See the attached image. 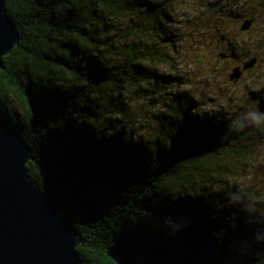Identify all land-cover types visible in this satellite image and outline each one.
<instances>
[{"label": "trees", "instance_id": "obj_1", "mask_svg": "<svg viewBox=\"0 0 264 264\" xmlns=\"http://www.w3.org/2000/svg\"><path fill=\"white\" fill-rule=\"evenodd\" d=\"M260 2L246 14L249 30L264 18ZM4 5L19 41L2 59L0 117L31 148L28 175L53 189L78 233L82 264H114L106 256L114 246L141 264H264V208L257 212L241 199L224 205L232 194L222 186L254 165L264 125L241 117L237 129V121L200 112L177 93L150 137L120 127L133 109L129 90L143 91L147 65L161 54L136 41L117 43L113 26L148 8L146 0ZM213 8L215 44L226 49L218 56L235 58L242 43L237 25L229 33L227 24L238 22L237 10ZM169 16L158 9L146 31L165 34ZM253 40L264 45L261 36ZM256 98L264 113V98Z\"/></svg>", "mask_w": 264, "mask_h": 264}, {"label": "rangeland", "instance_id": "obj_2", "mask_svg": "<svg viewBox=\"0 0 264 264\" xmlns=\"http://www.w3.org/2000/svg\"><path fill=\"white\" fill-rule=\"evenodd\" d=\"M146 1L148 8L123 15L114 24L112 32L117 43L136 41L147 48L154 47L161 54L160 60L147 65L149 75L142 85L143 91L136 94L132 89L129 90L128 99L133 109L131 116L124 118L120 125L126 133L135 134L138 138L150 137L157 125V117L177 93H184L197 102L200 112L220 113L232 122L249 112L264 114L256 98L258 94L264 98V45H255L253 42L255 36H261L264 40V18L260 17L257 27L252 26L250 32L239 30L242 21L247 19L246 14L256 4H261V0ZM212 7L215 11L230 7L237 10L238 22L227 24L229 33L237 25V41L242 43L236 49L235 58L225 60L218 56L226 49L215 44L213 25L217 13L209 11ZM160 8L170 14V22L162 23L165 34L147 32L144 25L151 21ZM251 34V38L247 39V35ZM252 57H256L255 65L244 71L238 81H229L231 70L242 66ZM259 152L252 167L244 171L237 169L236 174L222 185L226 193L232 194L224 205L238 204L241 199L252 209L262 212L264 142Z\"/></svg>", "mask_w": 264, "mask_h": 264}, {"label": "water", "instance_id": "obj_3", "mask_svg": "<svg viewBox=\"0 0 264 264\" xmlns=\"http://www.w3.org/2000/svg\"><path fill=\"white\" fill-rule=\"evenodd\" d=\"M251 24L245 19L239 30L248 31ZM18 41L19 34L0 0V70L3 57ZM255 63L252 57L234 67L228 80L238 81ZM32 159L31 148L20 133L0 117V264H82L76 253L78 233L61 215L53 189L42 190L28 175L26 165ZM106 256L114 264H141L122 246L109 248Z\"/></svg>", "mask_w": 264, "mask_h": 264}, {"label": "clouds", "instance_id": "obj_4", "mask_svg": "<svg viewBox=\"0 0 264 264\" xmlns=\"http://www.w3.org/2000/svg\"><path fill=\"white\" fill-rule=\"evenodd\" d=\"M244 119L249 120L252 122L254 126L257 128L261 127L264 125V114H259L256 112H249L247 115L244 117ZM235 128L239 129L242 127V123L240 121H237L236 124L234 125Z\"/></svg>", "mask_w": 264, "mask_h": 264}]
</instances>
